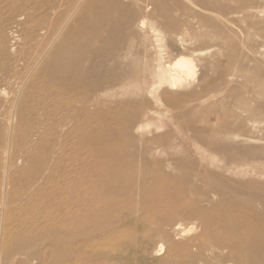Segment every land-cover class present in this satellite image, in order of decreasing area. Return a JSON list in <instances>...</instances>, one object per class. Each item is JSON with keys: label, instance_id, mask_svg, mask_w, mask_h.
<instances>
[{"label": "rangeland", "instance_id": "374dc122", "mask_svg": "<svg viewBox=\"0 0 264 264\" xmlns=\"http://www.w3.org/2000/svg\"><path fill=\"white\" fill-rule=\"evenodd\" d=\"M52 1L43 9L34 10L43 0H0V46H3L2 33L13 29L16 35L22 36L15 44L16 51L34 56L37 52L35 41L27 42L26 36L33 37L40 26L48 23L52 15L50 8L54 5ZM138 2L137 6L143 7L148 1ZM159 2L157 11L139 16V8L132 3L127 8H111V0L79 1L63 30L62 40L65 42L71 37L70 31L74 29L79 40L80 59L85 53L93 52L88 56L89 63L78 69L84 77V88L78 89V98L88 93L85 84L92 83L95 90L72 132L69 128L62 129L59 124L64 117L58 109L59 103L54 107L52 104L41 105L45 103L44 97L40 99L32 93L42 83L36 76V69L30 72L22 89L20 83H1V227L16 226L21 219L19 215L28 214L32 209L43 213L47 225L60 223L68 226V232H75L71 217L78 208L76 181L78 177L88 181L86 169L94 144L119 147L126 143L137 147L142 142L159 138H163L161 143L169 144L172 151L151 157L185 160V166L198 170L201 177L196 182L200 198L208 206L223 214L240 209L246 217L253 218L256 212L264 215V108L261 107L264 97L257 92L259 82L264 81V62H256L257 56L246 54L243 43L248 41L252 48L264 45V0ZM68 4L61 8V15L55 22L62 23L67 19L65 9ZM24 12L30 13L28 22L18 18ZM133 13L137 14L136 23L140 18H146L159 27L160 36L165 37H160V45L165 49L167 60L180 55L201 60L196 63L197 82L189 83L181 90L162 88L158 91L159 100H155L150 94L133 96L127 93V89L138 84L137 77L132 75L118 80L111 77L119 72L108 57L114 45H133L134 50L139 46L138 36L132 39L122 29L126 16ZM184 32V37L190 38H184L186 42L182 44L179 39L183 38ZM96 37L99 39L95 40ZM24 41L28 43L25 46ZM138 53L129 56L125 62L128 64L139 57ZM19 91L26 97L23 104L28 110L22 121L18 116L11 119L12 115L7 113L9 103L4 102V94ZM56 99L65 101L62 96ZM28 133L34 134V142L25 150L22 139ZM40 138L42 143H37ZM111 160L120 166L136 164L114 155ZM39 174L41 181L38 184L35 180ZM24 189L28 190L27 194ZM3 193L5 205L2 204ZM60 234L63 232L57 231L53 236ZM5 247L0 234L1 254ZM59 250L56 246L53 253ZM125 256H129L131 264H137L138 258L128 253ZM155 259L150 254L149 262L153 263ZM19 260L17 257L15 264Z\"/></svg>", "mask_w": 264, "mask_h": 264}, {"label": "bare ground", "instance_id": "6f19581e", "mask_svg": "<svg viewBox=\"0 0 264 264\" xmlns=\"http://www.w3.org/2000/svg\"><path fill=\"white\" fill-rule=\"evenodd\" d=\"M51 1L43 0L34 10L43 9ZM79 1H52L54 5L50 8L52 15L48 23L40 26L33 37L26 36L27 42L35 41L34 49L37 52L34 56L16 51L15 44L22 36L16 35L13 29L2 33L3 46H0V85L3 82L11 85L20 83L22 89L30 72L36 69V76L42 79V83L32 93H36L40 99L44 97L45 103L41 105L52 104L54 107L60 104L58 109L64 117L59 124L62 129L69 128L70 132L76 129L80 112L89 105L95 90L92 83L85 84L88 93L78 98V89L84 88V77L78 69L82 64L89 63L88 56L93 52L85 53L80 59L77 50L79 40L74 29L70 31L71 37L65 42L62 40L63 30ZM123 1L111 0L112 5L109 7L127 8L131 3L137 6L138 1H148L143 7L137 6L138 15H147L160 7V0ZM65 3H69L65 9L67 19L57 23L55 21L61 15ZM136 15H127L122 29L132 39L138 36L139 46L134 50L133 45H128L129 42V47L114 45L108 57L119 72L113 73L111 77L114 80L132 75L137 77L138 84L133 89H127V93L133 96L150 94L155 100H159L158 91L162 88L181 90L196 81V63L201 60L185 55L167 60L165 49L160 45L159 27L146 18H140L136 23ZM30 17L29 12L18 15L26 22ZM133 26L136 28H131ZM185 34L179 39L182 44L190 38L187 35L184 37ZM243 43L246 54L257 56L258 59H254L256 62H264V45L252 48L248 46V41ZM26 44L24 41L23 46ZM136 53L140 56L127 64L125 60ZM96 54L107 59L103 54ZM262 81H258L257 92L264 97ZM4 96V102L9 103L7 113L12 115L11 119L18 116L22 121L28 111L23 104L26 97H22L20 91ZM59 96L65 101L56 99ZM261 107L264 108V103ZM33 136L28 133L23 137L22 146L25 150L34 142ZM41 139H37V143H42ZM162 139L142 142L137 147L126 143L119 147L94 144L86 169L88 181H84L85 177H78L76 181L78 208L71 217L75 232H68V226L60 223L47 225L45 216L38 210L21 213L16 226H0V234L6 244L4 254L0 253V264H15L17 257L20 258L18 264H131L126 253L138 258L137 264H264L263 213L256 212L252 218L244 216L240 209L223 214L208 206L200 198L196 182L201 177L198 170L185 166V160H156L151 157L172 151L168 143L167 146L161 143ZM113 155L136 164L117 165L111 160ZM36 176L39 178L35 182L39 184L41 176ZM24 193L27 194L28 190L24 189ZM1 197L5 205V194ZM125 229L128 232L125 233ZM57 231L63 234L53 236ZM56 246L60 250L53 253ZM89 248L90 252L86 253ZM150 254L156 258L153 263L149 262Z\"/></svg>", "mask_w": 264, "mask_h": 264}]
</instances>
